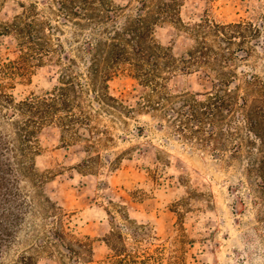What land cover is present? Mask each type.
<instances>
[{
    "label": "rangeland",
    "instance_id": "rangeland-1",
    "mask_svg": "<svg viewBox=\"0 0 264 264\" xmlns=\"http://www.w3.org/2000/svg\"><path fill=\"white\" fill-rule=\"evenodd\" d=\"M4 64L0 264H264V0H0Z\"/></svg>",
    "mask_w": 264,
    "mask_h": 264
},
{
    "label": "trees",
    "instance_id": "trees-1",
    "mask_svg": "<svg viewBox=\"0 0 264 264\" xmlns=\"http://www.w3.org/2000/svg\"><path fill=\"white\" fill-rule=\"evenodd\" d=\"M236 25L238 27L242 26L241 23H236ZM31 37L32 39L35 38L32 34ZM136 38L144 39L145 36L137 33ZM136 42L141 60L153 61L154 52L145 50L139 40ZM21 69V66L10 64H4L0 67V119L2 117H12L16 109L20 111L27 110L32 112L33 115L40 113L34 101L26 99L15 104L12 96L4 89L6 83H3L1 79L10 80L15 75L24 74L20 71ZM5 107L11 108L5 110ZM18 135L23 140H31L32 138L30 133H19ZM19 181V159L14 143L0 125V248L1 245L14 236L16 228L23 219L28 206L25 195L21 191ZM14 264H35V258L32 255L22 253Z\"/></svg>",
    "mask_w": 264,
    "mask_h": 264
}]
</instances>
